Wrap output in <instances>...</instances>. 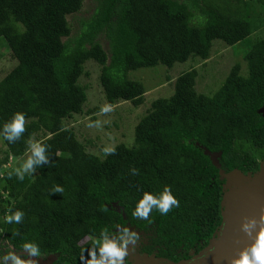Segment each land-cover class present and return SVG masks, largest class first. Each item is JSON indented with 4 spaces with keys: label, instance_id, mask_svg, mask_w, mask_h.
Segmentation results:
<instances>
[{
    "label": "trees",
    "instance_id": "1",
    "mask_svg": "<svg viewBox=\"0 0 264 264\" xmlns=\"http://www.w3.org/2000/svg\"><path fill=\"white\" fill-rule=\"evenodd\" d=\"M83 1L0 0V37L16 60L0 79V131L16 112L28 120L21 141L1 137L0 244L21 249L25 241L36 242L56 264H81L101 229L123 225L149 232L148 251L156 249L157 256L188 258L221 223L222 183L205 150L220 153L225 171L255 172L264 158V36L211 95L195 88L205 78L197 68L178 75L172 95L154 99L135 124L133 144H116V154L103 158L88 151L66 122L82 113L87 99L78 79L86 74L85 62L94 60L107 101L139 106L146 89L127 77L129 71L205 61L214 40L234 45L264 26V13L253 11L249 0H95L93 13L69 39L67 16ZM39 133L37 141L51 146L52 163L23 182L7 179L15 167L3 166L12 158L25 161L27 142ZM57 184L62 195L51 193ZM166 185L180 207L135 219L143 193L159 196ZM17 209L24 223L6 224L5 214ZM16 229L21 237L12 236Z\"/></svg>",
    "mask_w": 264,
    "mask_h": 264
},
{
    "label": "rangeland",
    "instance_id": "2",
    "mask_svg": "<svg viewBox=\"0 0 264 264\" xmlns=\"http://www.w3.org/2000/svg\"><path fill=\"white\" fill-rule=\"evenodd\" d=\"M249 3L252 4L253 11L264 13V6L261 0H249ZM95 6V0H84L79 11L67 16L68 22L72 28L71 37L69 36V39H72L74 33H77L79 30L81 20L87 19L93 13ZM262 36H264V26L234 45L226 46L222 41L214 40L210 57L205 61L199 58H189L184 62L174 63L172 67L158 64L152 67L137 68L129 71L127 77L141 81L146 89L144 102L139 106H134L130 101H118L112 104L115 105L114 112L107 115L100 113V108L104 104H110L99 82L100 66L94 60L89 59L84 64V71L86 74L81 75L78 79V83L85 87L87 99L83 104L82 113L74 114L71 118H68L66 121L67 125L75 131L77 139L85 145L88 151L101 158L105 156L102 152V149L105 147L115 146L121 142L131 146L134 139L135 124L144 115L146 108L150 106V103L154 99L172 95L178 75L191 68H197L198 73H201L205 78H200L196 82L195 88L201 90L198 92L211 95L220 87L230 68L236 63H241L244 55L250 50L253 43ZM62 39L65 40V37ZM99 42L107 50L105 36L100 35ZM5 43L4 38L0 37V79L4 77L16 63L11 52L6 48ZM242 70L245 71V64L243 62ZM203 71L206 74L202 73ZM201 79H203V81L200 82ZM92 121H100V126L89 127L88 125ZM41 136L42 133H39L37 136H33V139L37 141ZM5 150L6 146L0 137V157L4 155ZM211 159L215 162V155H211ZM22 160L21 157L8 159L5 165L14 166L16 168L24 162ZM260 161L263 163L264 159ZM219 170L218 179L221 181L224 190L229 181V175L227 172H220ZM216 235L217 232L215 236ZM7 245L8 243L5 242L0 244V256L3 255L2 249ZM129 248H131V245H129ZM16 251L22 258L26 256V253L20 251V249H16ZM188 254L191 257L196 253L189 251ZM53 258L54 256L50 255L47 258H42L45 261L39 259L38 263L45 262L49 264ZM135 260L140 262L145 260V256L137 254L130 258L128 264H131V262ZM149 261L146 263L149 264ZM140 264H143V262H140Z\"/></svg>",
    "mask_w": 264,
    "mask_h": 264
},
{
    "label": "clouds",
    "instance_id": "3",
    "mask_svg": "<svg viewBox=\"0 0 264 264\" xmlns=\"http://www.w3.org/2000/svg\"><path fill=\"white\" fill-rule=\"evenodd\" d=\"M115 105L104 104L100 108L101 114H109L114 112ZM28 120L23 112H16L12 118L5 122L0 131L2 137L9 144H15L22 140L27 131ZM89 127H99L100 121H92ZM67 130V129H62ZM50 145L47 143L35 141L30 138L27 142V151L29 155L27 159L19 166L5 175L7 179H11L13 175L21 182L26 177H31L38 168H42L52 163L49 156ZM105 156L115 155L116 147L110 146L102 149ZM7 168V165L3 166ZM133 176L139 175L136 168L131 169ZM53 194H63V186L57 184L51 190ZM180 207V201L172 193L171 186H165L163 192L159 195H153L144 192L142 198L136 203L132 216L137 220L147 221L153 210L158 211L161 215H168L173 209ZM103 210H107L106 207ZM25 213L19 209L15 211L9 210L5 214L4 220L6 224L20 225L24 223ZM242 231L246 238V243L239 248L237 253L230 258V264H264V209L260 211L258 216L246 217L242 224ZM13 237H21L22 233L19 229L12 232ZM141 237L138 232L130 227L117 225L114 231L108 228L101 229L99 236L91 241L90 247L85 248L87 257L80 256L81 264H128L129 261V245L131 252L136 251V246L140 243ZM3 255L0 256V264H38L42 258L40 245L36 242L25 241L20 251L26 253L25 257L17 254L14 245L8 244L2 249Z\"/></svg>",
    "mask_w": 264,
    "mask_h": 264
},
{
    "label": "water",
    "instance_id": "4",
    "mask_svg": "<svg viewBox=\"0 0 264 264\" xmlns=\"http://www.w3.org/2000/svg\"><path fill=\"white\" fill-rule=\"evenodd\" d=\"M205 153L210 159L211 155H215V162L211 159L212 163L220 172L225 171L220 167L219 152L205 150ZM225 172L229 175V181L224 190L222 188L221 223L207 245L190 258L175 262L145 255L143 264H148L146 262L149 260V264H230V258L246 243L242 231L245 218L258 216L264 209V164L252 173H244L237 168Z\"/></svg>",
    "mask_w": 264,
    "mask_h": 264
},
{
    "label": "flooded vegetation",
    "instance_id": "5",
    "mask_svg": "<svg viewBox=\"0 0 264 264\" xmlns=\"http://www.w3.org/2000/svg\"><path fill=\"white\" fill-rule=\"evenodd\" d=\"M262 159H264V158H262ZM261 164H262V162L259 160V168L257 170L260 169ZM263 164H264V161H263ZM257 170H255V171H257ZM247 172H250V171H247ZM126 227H130V226H126ZM130 228L132 230H135L136 232L139 233V235L141 237V241H140V243L137 244L136 251L134 253H132L131 252V248H129L130 255H129V261L128 262H130V258L131 257H133V256H135L137 254H140V255H143V256L147 255V256H154L155 258H165V259L172 260L171 258H168V257L157 256L156 249L148 251L147 245L149 243V238H150V233L149 232H144V231L139 230V229H137L135 227H130ZM50 255H52V254L42 255V258H44V257L47 258ZM42 258H40V260H43ZM186 258H183V259H186ZM188 258H190V256ZM179 260H181V259H179ZM43 261H45V260H43ZM55 261H56V257L54 256L53 260L49 264H56ZM172 261H174V260H172ZM140 262H142V261H140ZM140 262H138V260H135L134 262L132 261L131 264H140ZM38 264H48V263L40 262Z\"/></svg>",
    "mask_w": 264,
    "mask_h": 264
}]
</instances>
